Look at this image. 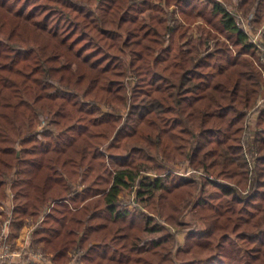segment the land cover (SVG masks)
Returning a JSON list of instances; mask_svg holds the SVG:
<instances>
[{
	"label": "trees",
	"instance_id": "16d2710c",
	"mask_svg": "<svg viewBox=\"0 0 264 264\" xmlns=\"http://www.w3.org/2000/svg\"><path fill=\"white\" fill-rule=\"evenodd\" d=\"M240 14L264 38V0H0V216L9 188L61 264H264V40Z\"/></svg>",
	"mask_w": 264,
	"mask_h": 264
},
{
	"label": "rangeland",
	"instance_id": "374dc122",
	"mask_svg": "<svg viewBox=\"0 0 264 264\" xmlns=\"http://www.w3.org/2000/svg\"><path fill=\"white\" fill-rule=\"evenodd\" d=\"M224 3H226L227 5H229V1L230 0H220ZM229 8H231L230 6H228ZM241 15V14H240ZM244 16V15H242ZM245 17V16H244ZM201 18H198L197 21L193 24H191L190 26V32L193 33V36L195 35H201V34H204V30H202L201 28H199V24L201 22ZM253 26H252V33L253 35L257 32H259V38L260 40H264V38L261 36V30L260 29H254L253 30ZM125 59H127L125 57ZM102 108L104 110H108V108L106 106H102ZM126 112H123L122 111V115H125ZM46 122L47 120H42L41 123H40V128H44L46 126ZM39 127V126H38ZM250 163H252L250 161ZM170 171L172 172H175V173H179V174H198V175H204L205 173L202 171V169H196L194 168L192 165L189 164L188 161H182L180 159H176L174 160L173 162L170 163ZM146 174H149L150 176L154 177L156 174L154 173V171H150V172H147ZM212 177V176H211ZM7 192L9 194V196L7 197V199L5 200V206L3 207L6 211V213L8 214V210L11 209L14 205V202L12 201L11 199V191L10 189L8 188L7 189ZM135 196V191H129L128 189H125L122 193H121V197L124 199V202H128L129 199L131 200L133 197ZM186 198V197H185ZM185 198H182L180 200V203H183V207H184V212L185 214H183L182 212L180 213L179 217L181 219H183L184 221H187V222H191V224L193 226H202L204 223V220L203 218L201 217V215L191 209H189V206L187 205V201L185 200ZM134 204H131L129 207L132 209V206ZM151 208V206H150ZM148 210H150L148 207H147ZM152 209V208H151ZM6 214L5 215H2L0 216V220L2 219V221H0V233H1V227L4 223V221H8V238H7V241H9V243L12 245L13 248L15 249H20L22 247H27L28 250L31 249L32 251L34 252H39L41 254H43V259L40 260V261H36V262H39L41 264H61V260L63 259H59V261L61 262H58L53 260L52 259V252L50 251H45L44 249H41L39 246H36L34 248L30 247V243H31V234H32V230L34 228V226H36L38 223H39V218L38 217H27L25 218V220H23V222H19L17 220H13V219H9L8 218V215ZM151 215H153V213H150ZM162 221V218H158ZM186 227H183V228H180V227H177V229H175V234H176V239H178L181 243L183 242L184 240V235L186 233ZM25 259H27L26 256H24ZM23 260L22 261H18L16 263H22V264H27L29 261L31 260ZM62 264H71V261H63Z\"/></svg>",
	"mask_w": 264,
	"mask_h": 264
},
{
	"label": "built area",
	"instance_id": "2783aa9c",
	"mask_svg": "<svg viewBox=\"0 0 264 264\" xmlns=\"http://www.w3.org/2000/svg\"><path fill=\"white\" fill-rule=\"evenodd\" d=\"M251 18L252 16L250 18H247L242 15H238L236 23L238 26H242L246 31H251L253 26ZM259 34V32L255 33L254 35L252 33V40L255 43H259ZM261 58L264 59V53H261ZM8 227V221H4L0 233V259H4L12 263L22 261V259L24 260V256L27 257V259L25 260L31 261H40L43 259V254L34 252L31 249L28 250L27 247H22L20 249L13 248L9 241H7Z\"/></svg>",
	"mask_w": 264,
	"mask_h": 264
}]
</instances>
